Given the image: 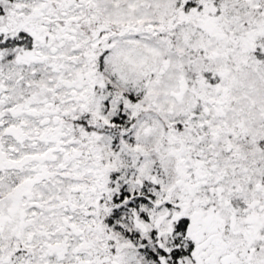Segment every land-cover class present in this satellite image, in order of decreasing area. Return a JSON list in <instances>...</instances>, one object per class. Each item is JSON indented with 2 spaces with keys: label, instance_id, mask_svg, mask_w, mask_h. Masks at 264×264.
Returning a JSON list of instances; mask_svg holds the SVG:
<instances>
[{
  "label": "snow or ice",
  "instance_id": "obj_1",
  "mask_svg": "<svg viewBox=\"0 0 264 264\" xmlns=\"http://www.w3.org/2000/svg\"><path fill=\"white\" fill-rule=\"evenodd\" d=\"M0 264H264V0H0Z\"/></svg>",
  "mask_w": 264,
  "mask_h": 264
}]
</instances>
